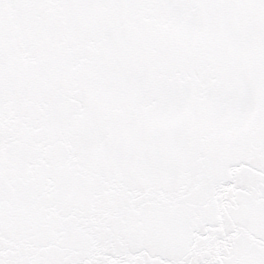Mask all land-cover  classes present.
<instances>
[{
  "label": "snow or ice",
  "instance_id": "1",
  "mask_svg": "<svg viewBox=\"0 0 264 264\" xmlns=\"http://www.w3.org/2000/svg\"><path fill=\"white\" fill-rule=\"evenodd\" d=\"M0 264H264V0H0Z\"/></svg>",
  "mask_w": 264,
  "mask_h": 264
}]
</instances>
